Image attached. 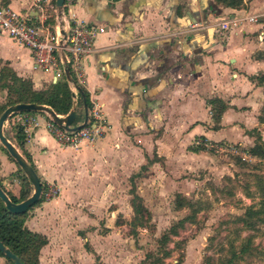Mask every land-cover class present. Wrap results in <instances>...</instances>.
I'll use <instances>...</instances> for the list:
<instances>
[{
  "label": "crops",
  "instance_id": "0c3cea01",
  "mask_svg": "<svg viewBox=\"0 0 264 264\" xmlns=\"http://www.w3.org/2000/svg\"><path fill=\"white\" fill-rule=\"evenodd\" d=\"M2 1L39 19L30 0ZM262 4L76 0L65 8L68 17L102 27L94 36V50L82 61L81 83L73 76L88 102L99 106L105 125L92 139L64 145L47 130L48 114L31 112L36 123L23 132V148L39 181L59 186L58 195L33 204L23 221L46 237L38 264H138L131 249L124 257L121 247L103 241L110 231L106 221L117 211L105 213V205L115 202L122 178L130 181L135 167L147 165L148 159L173 157L176 143L186 148L178 158H199L214 150L204 142L251 146L257 136L264 141V21H242L225 31L216 27L218 19L258 12ZM48 20L55 22L52 12ZM1 65L28 78L34 89L60 78L34 66L29 49L2 31ZM221 104L219 115H212ZM74 105L71 123L79 124L85 114L79 91ZM196 144L201 147L192 150ZM0 161L1 186L18 195L23 171L2 155ZM108 186L114 187L111 192Z\"/></svg>",
  "mask_w": 264,
  "mask_h": 264
},
{
  "label": "rangeland",
  "instance_id": "374dc122",
  "mask_svg": "<svg viewBox=\"0 0 264 264\" xmlns=\"http://www.w3.org/2000/svg\"><path fill=\"white\" fill-rule=\"evenodd\" d=\"M6 100V90L0 88V105ZM13 130L5 120L3 133L22 154ZM168 145L169 149H175L173 157L171 154L165 160L154 157L155 163L150 161L144 168L137 165V174L131 180L149 212L148 217H140L136 226L129 224L130 181L122 178V185L116 186L115 202L105 205V213L109 214L113 208L117 211L113 220L106 221L110 231L105 234L104 243L121 247L124 257L131 249L136 263L143 260V264H223L232 249L237 254L230 264H264V222L256 219L262 213L251 217L255 220L252 228L236 219L245 207L255 208L264 199V156H250L245 151L249 145L231 141L217 143L220 149L207 150L199 158H178L176 154L186 149L184 144L176 143L171 148ZM0 155L14 161L1 144ZM15 166L17 171L21 170ZM15 172H9L8 176L13 177ZM52 184L58 188V195L59 186ZM2 188L10 193L5 186ZM108 188L111 192L114 187ZM187 214L191 215L189 220L175 234L169 233L161 240L168 226ZM241 246L245 250L239 251ZM0 264L10 263L0 256Z\"/></svg>",
  "mask_w": 264,
  "mask_h": 264
},
{
  "label": "built area",
  "instance_id": "2783aa9c",
  "mask_svg": "<svg viewBox=\"0 0 264 264\" xmlns=\"http://www.w3.org/2000/svg\"><path fill=\"white\" fill-rule=\"evenodd\" d=\"M53 1L30 0L29 8L39 14V19L33 20L29 14L20 13L0 0V31L5 32L16 42L27 47L33 65L53 70L55 78L57 75H64V73L58 52L61 38L58 26L59 17ZM75 1L63 0L62 3L61 18L63 20L64 37L60 48L70 74L75 75L77 77L76 82L81 83L82 61L94 50V36L102 30V27L68 17L65 8ZM51 12L55 19L53 24L47 21ZM257 20L264 21V4L261 5L258 12L243 15L231 14L220 18L216 21V27L220 31H225L230 27L237 26L242 21ZM71 88L73 90L72 98L75 102L78 90L72 85ZM84 112V118L79 124H64V122L57 124L49 116L46 122L47 130L61 144L71 146H76L82 139H92L100 135L103 132L105 120L99 106L95 103H91L90 106L84 104ZM66 113L57 115L64 116ZM14 119L22 126L23 132H27L36 123L31 112H23L22 116L17 115ZM204 144L209 145L214 150L221 148L216 144L206 142ZM57 192L58 188L48 182L45 183V187L40 191V194L42 193L45 195L44 197L48 198L55 196Z\"/></svg>",
  "mask_w": 264,
  "mask_h": 264
},
{
  "label": "trees",
  "instance_id": "16d2710c",
  "mask_svg": "<svg viewBox=\"0 0 264 264\" xmlns=\"http://www.w3.org/2000/svg\"><path fill=\"white\" fill-rule=\"evenodd\" d=\"M227 5H237L240 0H217ZM4 2V1H2ZM49 22V20H47ZM264 39V36H263ZM73 81L75 78L73 74H70ZM264 77V74H263ZM0 88L6 90L7 100L2 105H0V112L8 105L14 104L17 102H35L40 104H45L51 107L56 113H66L71 104L72 93L69 89V86L64 78V75H61L60 78L49 83L46 87L42 89L32 88L31 81L28 78H21L16 76L8 67L5 65L0 66ZM83 96V102L85 105L90 103L87 100L86 93L81 89ZM224 105H219L212 115L218 116ZM23 112H32V110H20L11 112L7 118L6 123L9 127L14 128V136L18 148H20L22 155L27 160V162L33 167L32 162L23 148L24 144V133L22 126L15 121V116ZM201 147L200 144H196L192 150H197ZM250 156H264V141H262L258 136L256 137L254 143L245 150ZM151 159H148L149 163ZM145 165H141L140 168H144ZM137 173L130 175V181L133 176ZM20 188L18 195H13L6 192L1 184L0 187L6 193L8 198L12 202H17L28 196L29 194V181L27 177L22 174L20 177ZM132 182V181H131ZM133 184L129 187L128 191L130 193V205L132 208V216L129 220V224L133 227L140 223L141 218L146 219L149 215L147 208L143 205L140 196L134 191ZM41 190L45 187V182L40 181ZM264 196V191H263ZM44 200L42 193L39 195L38 199L33 203H38L39 201ZM32 204V205H33ZM31 205V206H32ZM28 206L23 212H11L6 209L2 200L0 199V241L7 246L12 252H14L24 264H38L37 253L41 245L46 242V237L43 234H40L35 231L29 230L24 224L23 221L27 216L26 213L31 207ZM178 206H181V204ZM262 213L261 218H256L264 222V199L258 201V206L249 205L245 207L242 215L236 217L237 221H240L242 225L247 228H252L254 225V219L251 220L252 216ZM145 214V216H143ZM191 217L190 214L184 215L178 218L176 221L172 222L168 228L161 234V240H165L168 234H175L177 229L182 227L184 222L189 220ZM145 221V220H144ZM139 222V223H138ZM245 250V246H241L239 251ZM235 250L232 249L230 256L225 259L223 264H230L232 259L236 256ZM0 256H4L0 252ZM6 260L10 263L11 260L4 256ZM138 264H143V260H140Z\"/></svg>",
  "mask_w": 264,
  "mask_h": 264
},
{
  "label": "water",
  "instance_id": "95a60500",
  "mask_svg": "<svg viewBox=\"0 0 264 264\" xmlns=\"http://www.w3.org/2000/svg\"><path fill=\"white\" fill-rule=\"evenodd\" d=\"M56 12L58 15V26H59V32H60V40H59V48L58 52L60 54V58L63 64V73L66 81L76 87V89L81 93L80 88L74 83V81L71 78L70 72L68 70V67L66 63L64 62L62 49L60 48V44L62 41V38L64 37V29H63V20L61 18V9H62V3L63 0H54ZM54 76V71H53ZM74 100L72 98V104L69 108V111L64 116H58L56 112L49 106L45 104L35 103V102H17L11 105L6 106L1 112H0V144L5 148L7 153L11 156V158L14 160V162L20 167V169L23 171L24 175L29 180L30 184L32 185V190L28 196L23 198L20 201L12 202L6 193L2 190L0 187V199L2 200L4 206L7 210L11 212H23L26 210V208L30 205H32L39 197L41 187H40V181L39 178L33 169V167L27 162V160L22 156V154L16 149V147L8 140V138L4 135L2 127L3 122L6 120L7 116L13 112V111H19V110H32V111H44L46 112L52 121H54L57 124H60L64 122V124H69L74 119ZM0 252L9 258L13 264H24L20 258L12 252L7 246H5L0 241Z\"/></svg>",
  "mask_w": 264,
  "mask_h": 264
}]
</instances>
